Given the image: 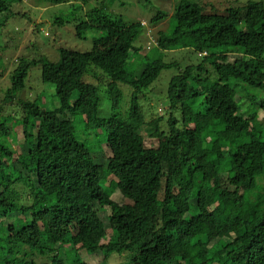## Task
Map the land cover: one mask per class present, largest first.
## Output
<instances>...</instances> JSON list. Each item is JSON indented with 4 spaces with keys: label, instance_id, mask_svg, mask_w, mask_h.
I'll return each instance as SVG.
<instances>
[{
    "label": "trees",
    "instance_id": "1",
    "mask_svg": "<svg viewBox=\"0 0 264 264\" xmlns=\"http://www.w3.org/2000/svg\"><path fill=\"white\" fill-rule=\"evenodd\" d=\"M250 7L221 13L176 0L158 11L152 23L171 13L176 23L153 36L157 47L201 55L185 66L140 56L145 24L100 6L76 31H110L107 41L61 48L56 62L21 58L0 101V264H264V63H253L264 60V7L251 24ZM35 64L55 88L53 107L21 96ZM172 67L164 112L147 120L142 96ZM105 96L110 116L101 115ZM160 183L164 195L152 203Z\"/></svg>",
    "mask_w": 264,
    "mask_h": 264
},
{
    "label": "rangeland",
    "instance_id": "2",
    "mask_svg": "<svg viewBox=\"0 0 264 264\" xmlns=\"http://www.w3.org/2000/svg\"><path fill=\"white\" fill-rule=\"evenodd\" d=\"M176 0H90L84 6L79 7L78 0H69L68 2L52 5L45 0H9L6 10H0V101L3 100L2 89L7 88L11 84L10 77L17 67L22 57L29 59L35 57L46 56L51 61H58L61 58L60 49L70 48L80 51L90 50L94 43L104 42L110 38V31L98 30L91 28L87 30L83 37L77 35L76 22L85 16L90 18L92 9L96 6L104 8V12L113 17L122 18L126 22L142 21L145 25L140 35L134 42L135 47L139 49L140 56H147L150 59L164 56L166 61H179L180 66L187 63L197 62L201 55L193 53L187 49L175 50L169 52L161 51L153 39L158 30L162 29L166 33H170L175 25V18L170 14L169 18L155 25L152 18L158 11H169L171 2ZM206 5V10L215 12H225L231 6H245L249 3L254 4V8L250 7L248 11L247 22L252 23L260 17L257 12V6L264 7V0H199ZM1 6L4 3L0 0ZM0 6V7H1ZM64 21L63 23L61 21ZM253 28V27H251ZM250 28V29H251ZM165 53V54H164ZM137 54V55H138ZM260 53L253 58L255 66H262L264 60ZM141 58V57H140ZM130 61L137 62L134 57ZM177 67H172L162 71L160 77L154 82L150 91L142 96V104L146 111V118L150 120L163 114V100L167 97L169 83L174 74L178 72ZM26 91L21 96L34 99L42 97L45 103L50 107L58 103L54 96L55 88L53 85L45 83L42 80V65L35 64L31 66L30 76L26 81ZM124 98L122 99L121 114H125V107L130 103L131 88L128 85H122ZM103 93V91H102ZM101 93V94H102ZM234 104L240 101L237 93L227 90ZM264 92H261L263 94ZM104 94V93H103ZM102 94V95H103ZM20 96V97H21ZM249 99H244L245 106L248 105ZM88 102L81 99L78 107L87 106ZM101 115L110 116L112 108L107 100V96L103 97L101 102ZM167 115V113H166ZM261 121L264 126V114L261 113ZM84 119L79 120L81 126L84 125ZM128 127L132 129L142 130L147 134V128L143 125H137L132 122L128 123ZM22 128H19L21 131ZM15 143V142H14ZM148 145H156V140L148 139ZM62 148L66 150L67 144H63ZM264 188V176L259 180ZM165 186L163 183L155 184L151 190V201L155 203L157 199L163 197ZM140 212L143 211L139 208ZM185 247V245H183ZM100 258H95L94 262Z\"/></svg>",
    "mask_w": 264,
    "mask_h": 264
}]
</instances>
